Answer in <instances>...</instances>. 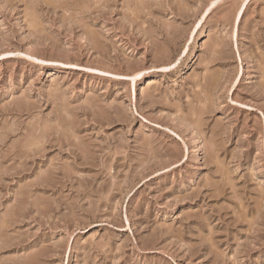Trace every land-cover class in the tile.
Segmentation results:
<instances>
[{
	"label": "rangeland",
	"instance_id": "374dc122",
	"mask_svg": "<svg viewBox=\"0 0 264 264\" xmlns=\"http://www.w3.org/2000/svg\"><path fill=\"white\" fill-rule=\"evenodd\" d=\"M0 264H264V0H0Z\"/></svg>",
	"mask_w": 264,
	"mask_h": 264
}]
</instances>
